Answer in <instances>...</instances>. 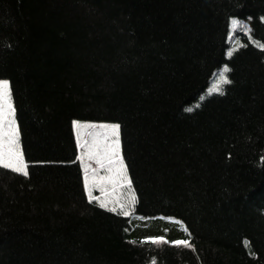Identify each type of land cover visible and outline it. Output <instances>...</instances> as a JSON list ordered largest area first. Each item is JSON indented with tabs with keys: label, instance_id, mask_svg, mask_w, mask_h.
<instances>
[{
	"label": "trees",
	"instance_id": "trees-1",
	"mask_svg": "<svg viewBox=\"0 0 264 264\" xmlns=\"http://www.w3.org/2000/svg\"><path fill=\"white\" fill-rule=\"evenodd\" d=\"M261 45L264 0H0L28 168L0 167V264H264ZM76 121L119 125L131 215L88 196Z\"/></svg>",
	"mask_w": 264,
	"mask_h": 264
},
{
	"label": "rangeland",
	"instance_id": "rangeland-1",
	"mask_svg": "<svg viewBox=\"0 0 264 264\" xmlns=\"http://www.w3.org/2000/svg\"><path fill=\"white\" fill-rule=\"evenodd\" d=\"M0 81L9 82L7 79H0ZM10 119H14L15 125L18 128L15 112L14 116L10 117ZM77 122L81 125V127L77 128L74 125V128L79 146L80 159L85 171V185L89 197L91 199L98 200L101 204L106 205L107 208H115L116 211H120L121 213L126 210L131 215L136 201L135 191L131 184H128L127 181L123 179V176L118 172V169L120 168V161L113 156L112 159L115 162L112 164H109L108 162V157L111 155L109 146L112 145L113 140L115 139L112 136L110 128L111 126L118 124L83 121H76L75 124ZM118 139L120 154L122 156L120 128L118 130ZM18 141L19 147L21 148L19 128ZM80 144H84V147L81 148ZM89 153L93 154L92 158H89ZM97 160H100L103 163V167H101V163H98ZM123 164L126 166L124 159ZM126 175L130 179L127 166ZM133 196L135 197L134 202H132ZM121 205H124V208H122ZM132 223L133 230L131 236L141 240H148L151 238L182 240L188 236L187 227L184 223L178 220L165 218L140 219L133 217Z\"/></svg>",
	"mask_w": 264,
	"mask_h": 264
},
{
	"label": "snow or ice",
	"instance_id": "snow-or-ice-1",
	"mask_svg": "<svg viewBox=\"0 0 264 264\" xmlns=\"http://www.w3.org/2000/svg\"><path fill=\"white\" fill-rule=\"evenodd\" d=\"M235 21L233 24L235 25ZM264 48V45H261ZM231 54V53H230ZM229 69L225 68L224 73L228 72ZM220 83L228 84L231 83L230 80L222 73L220 75ZM214 92H221V87L218 84L214 89ZM14 116V108L11 103V87L9 82L0 81V167L5 169H10L14 172L20 173L22 175L27 176V164L23 160V152L19 147L18 141V128L15 125L14 119H10V117ZM7 124V129H6ZM77 128L81 127L77 122L75 124ZM90 127V126H85ZM112 136L115 138L113 140L112 145L109 146V151L111 155L108 157L109 164L114 163L115 161L112 159L115 156L120 161V168L118 172L123 176V179L127 181L128 184H131V180L126 175V166L123 164V158L120 154V146L118 139V130L119 125H113L110 128ZM80 147L83 148L84 144H80ZM92 153H89V158H92ZM98 163H101V167H103V163L100 160H97ZM111 170V169H110ZM135 201V197H132V202ZM101 207H106V205L101 204ZM124 208V205H121ZM111 211L115 212L116 209L112 208ZM124 215H130L128 211L123 212ZM152 244H165L169 243L163 238H152L148 241ZM135 243V242H133ZM177 246H188L189 241L178 240L173 242Z\"/></svg>",
	"mask_w": 264,
	"mask_h": 264
}]
</instances>
